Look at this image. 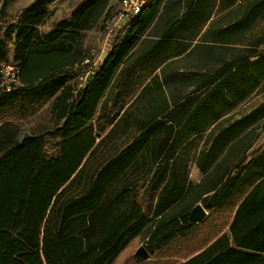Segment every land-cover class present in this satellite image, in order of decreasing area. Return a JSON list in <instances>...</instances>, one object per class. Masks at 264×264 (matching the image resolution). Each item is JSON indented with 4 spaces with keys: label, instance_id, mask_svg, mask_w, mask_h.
I'll use <instances>...</instances> for the list:
<instances>
[{
    "label": "trees",
    "instance_id": "trees-1",
    "mask_svg": "<svg viewBox=\"0 0 264 264\" xmlns=\"http://www.w3.org/2000/svg\"><path fill=\"white\" fill-rule=\"evenodd\" d=\"M54 1L0 28V62L11 43L20 69L0 92V264H113L140 236L152 257L192 232L199 201L233 205L228 228L175 264H264V147L250 150L264 102L228 118L264 83V0H146L83 71L79 34L107 0L41 32Z\"/></svg>",
    "mask_w": 264,
    "mask_h": 264
},
{
    "label": "rangeland",
    "instance_id": "rangeland-1",
    "mask_svg": "<svg viewBox=\"0 0 264 264\" xmlns=\"http://www.w3.org/2000/svg\"><path fill=\"white\" fill-rule=\"evenodd\" d=\"M31 1L32 0H8L7 8L3 14L0 15V28L2 27V30L4 31L9 24L15 23L19 11ZM82 1L84 0H55L48 5V16L43 24L38 27V30L41 32H47L54 28L56 22L59 20L68 19L71 10ZM120 13L121 7L119 0H107L105 8L99 15L95 25L88 30L80 32L82 53L84 57L88 59V63L83 65L77 64L73 67V70L83 71L88 67L92 68L100 64L104 55L107 53L116 32L120 26L125 23L123 21H119L117 24L115 23L118 20ZM216 17L217 13L215 12L213 19ZM0 36H2L1 32ZM12 48V44L9 43L8 63L13 62L11 59ZM190 59L193 60L194 57H190ZM189 63L190 62H187V65L185 63L186 68L192 66L191 64L189 65ZM79 79L80 77H75L73 81L78 82ZM262 102H264V83L247 100L234 109L228 118L233 119L250 112ZM48 118L49 114L45 105L37 114L28 119L22 120L20 123L24 132L27 133L28 129L37 125L48 124ZM253 132L254 139L250 150H260L264 147V118L255 126ZM200 178L201 174L197 170L195 163L190 162L189 179L192 182H196L197 180H200ZM198 203L201 204L200 201ZM233 209V205H226L220 210L212 212L205 221L199 222L186 238H177L173 240L159 252H156L154 255L152 254V257L149 255V257L142 261H138L134 253L140 246L146 248V239L141 236L136 237L120 253L113 264H174L188 258L227 228Z\"/></svg>",
    "mask_w": 264,
    "mask_h": 264
},
{
    "label": "built area",
    "instance_id": "built-area-1",
    "mask_svg": "<svg viewBox=\"0 0 264 264\" xmlns=\"http://www.w3.org/2000/svg\"><path fill=\"white\" fill-rule=\"evenodd\" d=\"M121 13L118 20L115 22H126L138 13L146 0H119ZM87 61V60H86ZM85 61V62H86ZM20 69L16 63L0 62V92L9 90L19 82Z\"/></svg>",
    "mask_w": 264,
    "mask_h": 264
},
{
    "label": "water",
    "instance_id": "water-1",
    "mask_svg": "<svg viewBox=\"0 0 264 264\" xmlns=\"http://www.w3.org/2000/svg\"><path fill=\"white\" fill-rule=\"evenodd\" d=\"M206 214L204 207L200 203H197L189 211L188 218L190 221L198 222L203 220L206 217ZM134 255L138 258H147L150 254L144 246H140L136 249Z\"/></svg>",
    "mask_w": 264,
    "mask_h": 264
},
{
    "label": "crops",
    "instance_id": "crops-1",
    "mask_svg": "<svg viewBox=\"0 0 264 264\" xmlns=\"http://www.w3.org/2000/svg\"><path fill=\"white\" fill-rule=\"evenodd\" d=\"M238 1H240V0H238ZM197 170H198V169H197ZM198 171H199V170H198ZM199 173H200V172H199ZM200 174H201V173H200ZM202 177H203V175L201 174V178H200V180L202 179ZM200 180H197L196 182H193V183H198ZM190 181H191V180H190ZM191 182H192V181H191ZM200 202H201V201H200ZM197 203H198V202H197ZM201 205H202V203H201ZM202 206H203V205H202ZM204 209H205V208H204ZM205 211H206V213H207V214H206V217H205L203 220H201V221L195 222L196 225H197L199 222L205 221L206 218L210 215V212H209L207 209H205ZM207 211H208V212H207ZM231 217H232V215H231ZM230 220H231V218H230ZM229 222H230V221H229ZM228 224H229V223H228ZM196 225H195V226H196ZM227 228H228V225H227ZM227 228H226L224 231H226ZM224 231H222V232H224ZM222 232H220L218 235H216L212 240H214V239H215L217 236H219ZM212 240H211V241H212ZM211 241H210V242H211ZM210 242H209V243H210ZM206 245H207V244H206ZM206 245H205V246H206ZM205 246H204V247H205ZM204 247H203V248H204ZM200 250H202V248H201ZM200 250H198V251H200ZM198 251H197V252H198ZM197 252H195V253H197ZM195 253H193V254H195ZM193 254H192V255H193ZM174 264H175V263H174Z\"/></svg>",
    "mask_w": 264,
    "mask_h": 264
}]
</instances>
